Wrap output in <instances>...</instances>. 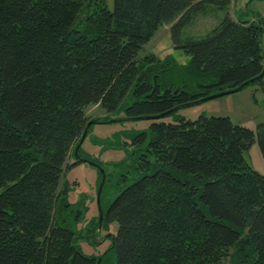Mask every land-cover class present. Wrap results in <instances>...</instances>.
I'll list each match as a JSON object with an SVG mask.
<instances>
[{
    "label": "trees",
    "instance_id": "trees-1",
    "mask_svg": "<svg viewBox=\"0 0 264 264\" xmlns=\"http://www.w3.org/2000/svg\"><path fill=\"white\" fill-rule=\"evenodd\" d=\"M114 2L0 0V264H264V174L244 158L256 135L228 117L152 120L112 143L94 139L125 149L126 172L106 209L114 244L101 256L80 251L83 211L60 185L83 162L69 159L90 105L159 115L264 69L262 19L227 14L205 36L182 37L198 13L232 0ZM164 25L190 63L142 55ZM254 83L264 90V77ZM259 143L264 157V132Z\"/></svg>",
    "mask_w": 264,
    "mask_h": 264
},
{
    "label": "rangeland",
    "instance_id": "rangeland-1",
    "mask_svg": "<svg viewBox=\"0 0 264 264\" xmlns=\"http://www.w3.org/2000/svg\"><path fill=\"white\" fill-rule=\"evenodd\" d=\"M110 10L114 8V0H105ZM229 14L236 21H259L264 22V0H232L230 8L227 10H219L214 6H209L206 11L198 13L192 23L183 30V39L201 38L208 32L217 27L225 16ZM264 28V23H263ZM171 25L162 26L153 39L145 46L142 55L155 54L162 60L169 57L175 59L179 64L186 65L190 63L191 57L183 50L176 49L172 42ZM262 49L264 52V33L262 37ZM259 83H252L242 90L221 96L219 98L183 108L175 113V115L167 116L164 120L168 123H176V119L184 117L196 120L200 116L205 117H228L234 124L247 127L254 131L256 141L253 146L244 153L246 161L259 173L264 174V157L259 143V137L264 132V90ZM86 115L89 120L103 118L100 123L92 125L90 135L85 139L80 156L84 160L102 164L108 176L105 185L104 195L102 197V207L106 210L108 205L121 192L116 189L115 184L125 174V149L103 150L99 144L94 143L96 140H106L108 143L114 142V135L121 132H140L148 130L152 120H134L119 121L110 123L108 120L125 118V112L110 114L100 104L90 105L86 109ZM131 150V147L128 148ZM75 155L71 156L69 163L75 162ZM122 162V163H121ZM100 169L87 163L82 162L64 172L61 178L60 188L68 187V200L74 206L83 211L82 220L73 227L78 235L77 245L80 251L87 257L101 256L110 247L111 241L107 240L102 246L97 247L91 244V240L86 236L88 224L91 219L98 215L97 191L100 179ZM131 182H122L121 187L124 188ZM70 222L69 224H71ZM118 232V224L111 223L104 233L116 235ZM221 264H231L230 257L225 259Z\"/></svg>",
    "mask_w": 264,
    "mask_h": 264
},
{
    "label": "water",
    "instance_id": "water-1",
    "mask_svg": "<svg viewBox=\"0 0 264 264\" xmlns=\"http://www.w3.org/2000/svg\"><path fill=\"white\" fill-rule=\"evenodd\" d=\"M263 64H264V58H263ZM263 77H264V69H263L262 73L258 77L252 78V79H250V80L242 83L241 85H239L236 88L228 89V90L221 91V92H218V93H214V94H211V95L202 97L200 99H197V100H195V101H193L191 103L179 105V106H177V107L173 108L172 110L167 111L165 113H162V114H159V115H149V116H139V117L117 118V119L108 120V122L115 123V122H119V121L159 120V119H164L169 114H171L173 112H177V111H179V110H181L183 108H188V107H191V106H194V105H199V104H202L204 102H207V101H210V100L219 98L221 96H225V95H228V94H232V93L238 92V91L242 90L243 88H245L246 86H248L249 84H252V83H254L255 81H257L259 79H262ZM96 123H100V121L93 119V120H90L87 123L86 128H85V131H84V133H83V135H82V137H81L78 145L76 146V149H75V157L77 158V160L83 161V162H87V163H89V164H91V165L99 168L100 171H101L102 178H101V182L99 184L98 191H97V204H98L99 213H100V221H99V224L101 225V222H102L103 216H104V211H103L102 204H101V195H102V191H103L104 184H105V181H106V172H105V170L98 163H95V162H92V161H89V160H84L78 154L79 148L83 145V143H84V141H85V139L87 137V134H88V131H89L90 127L92 125L96 124ZM110 235L112 237V243L114 244L113 235L112 234H110ZM100 260H101V258H99L97 264H99Z\"/></svg>",
    "mask_w": 264,
    "mask_h": 264
},
{
    "label": "flooded vegetation",
    "instance_id": "flooded-vegetation-1",
    "mask_svg": "<svg viewBox=\"0 0 264 264\" xmlns=\"http://www.w3.org/2000/svg\"><path fill=\"white\" fill-rule=\"evenodd\" d=\"M98 206V204H97ZM103 208V207H102ZM104 216L103 220L101 222V225L99 224L100 221V213H99V207H98V215L94 216L91 219V223L88 224V231L86 232V236L90 238L91 244L93 246L100 247L102 246L107 240L110 239L112 244V237L111 233H104V229H106L110 224H107L105 222V216H106V210L103 208ZM111 246V245H110ZM110 248V247H108Z\"/></svg>",
    "mask_w": 264,
    "mask_h": 264
},
{
    "label": "bare ground",
    "instance_id": "bare-ground-1",
    "mask_svg": "<svg viewBox=\"0 0 264 264\" xmlns=\"http://www.w3.org/2000/svg\"><path fill=\"white\" fill-rule=\"evenodd\" d=\"M101 182V181H100Z\"/></svg>",
    "mask_w": 264,
    "mask_h": 264
}]
</instances>
